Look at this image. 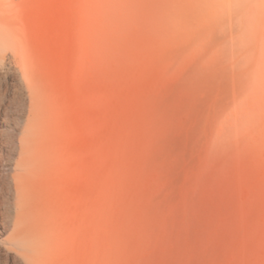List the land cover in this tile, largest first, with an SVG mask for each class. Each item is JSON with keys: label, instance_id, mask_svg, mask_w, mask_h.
Returning a JSON list of instances; mask_svg holds the SVG:
<instances>
[{"label": "rangeland", "instance_id": "1", "mask_svg": "<svg viewBox=\"0 0 264 264\" xmlns=\"http://www.w3.org/2000/svg\"><path fill=\"white\" fill-rule=\"evenodd\" d=\"M8 1L43 264H264V0Z\"/></svg>", "mask_w": 264, "mask_h": 264}, {"label": "bare ground", "instance_id": "2", "mask_svg": "<svg viewBox=\"0 0 264 264\" xmlns=\"http://www.w3.org/2000/svg\"><path fill=\"white\" fill-rule=\"evenodd\" d=\"M8 0H0V264H43L45 237L37 229L29 204V174L35 150L31 121L37 108L29 79L22 36L2 29V19L13 15Z\"/></svg>", "mask_w": 264, "mask_h": 264}]
</instances>
